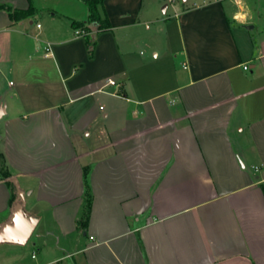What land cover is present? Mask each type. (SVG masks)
Listing matches in <instances>:
<instances>
[{
	"label": "crops",
	"instance_id": "1",
	"mask_svg": "<svg viewBox=\"0 0 264 264\" xmlns=\"http://www.w3.org/2000/svg\"><path fill=\"white\" fill-rule=\"evenodd\" d=\"M241 1L103 0L91 51L83 0L0 9V152L34 224L0 264H264V0ZM12 205L0 179V225Z\"/></svg>",
	"mask_w": 264,
	"mask_h": 264
},
{
	"label": "trees",
	"instance_id": "2",
	"mask_svg": "<svg viewBox=\"0 0 264 264\" xmlns=\"http://www.w3.org/2000/svg\"><path fill=\"white\" fill-rule=\"evenodd\" d=\"M83 1L88 10V18L86 21L72 20L71 21L72 27L80 28L81 30H83V32L86 33L89 31L88 25L91 24L96 26L95 28L97 31L110 26V22L108 21V18L106 16L101 17L98 11V5L102 4L103 0H83ZM28 2L29 5L25 9L13 8L6 3H0V9H4L8 13L10 18L18 19L33 13V6L31 5L30 0H28ZM226 21L227 23H229L230 19L227 18ZM85 37H86V42L88 43L91 51L94 44L93 41L94 39L91 35L88 34L85 35ZM0 157H2L3 160V167L0 169V179L5 180L6 185L10 188V204H14V202L18 201V193L13 183L9 180V175H10L9 170L1 152H0ZM89 172H90L89 166L83 168V173H82L83 183H84L83 203L80 209L79 216L77 218V226L83 229H85L87 225L88 215L91 208V199H92L90 184H89ZM261 189L264 194V182L261 183Z\"/></svg>",
	"mask_w": 264,
	"mask_h": 264
},
{
	"label": "water",
	"instance_id": "3",
	"mask_svg": "<svg viewBox=\"0 0 264 264\" xmlns=\"http://www.w3.org/2000/svg\"><path fill=\"white\" fill-rule=\"evenodd\" d=\"M252 28V25H248ZM34 227L33 222L23 213L20 201L14 202L9 220L0 225V240L25 241Z\"/></svg>",
	"mask_w": 264,
	"mask_h": 264
},
{
	"label": "built area",
	"instance_id": "4",
	"mask_svg": "<svg viewBox=\"0 0 264 264\" xmlns=\"http://www.w3.org/2000/svg\"><path fill=\"white\" fill-rule=\"evenodd\" d=\"M233 4H235L238 8H239V10L238 11H236V12H234L233 14H232V17H233V19H241V18H245V12L244 11H242V1L241 0H230ZM37 26H39V23H37ZM76 31V33H83V30H81V29H76L75 30ZM44 49H45V51H46V54H48V51H49V45L48 44H46L45 46H44ZM243 68L244 69H247V65H243ZM111 83H112V81H110Z\"/></svg>",
	"mask_w": 264,
	"mask_h": 264
},
{
	"label": "rangeland",
	"instance_id": "5",
	"mask_svg": "<svg viewBox=\"0 0 264 264\" xmlns=\"http://www.w3.org/2000/svg\"><path fill=\"white\" fill-rule=\"evenodd\" d=\"M181 1V0H180ZM236 8H234L235 10ZM3 167V160H2V157H0V169Z\"/></svg>",
	"mask_w": 264,
	"mask_h": 264
}]
</instances>
